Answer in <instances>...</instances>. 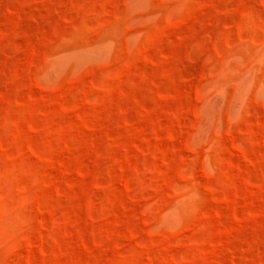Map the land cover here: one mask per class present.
<instances>
[{
	"label": "rangeland",
	"instance_id": "374dc122",
	"mask_svg": "<svg viewBox=\"0 0 264 264\" xmlns=\"http://www.w3.org/2000/svg\"><path fill=\"white\" fill-rule=\"evenodd\" d=\"M0 264H264V0H0Z\"/></svg>",
	"mask_w": 264,
	"mask_h": 264
}]
</instances>
